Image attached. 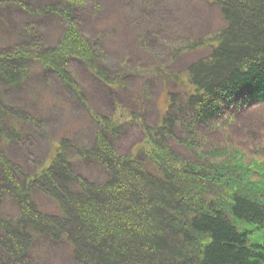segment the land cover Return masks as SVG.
<instances>
[{
	"label": "trees",
	"instance_id": "16d2710c",
	"mask_svg": "<svg viewBox=\"0 0 264 264\" xmlns=\"http://www.w3.org/2000/svg\"><path fill=\"white\" fill-rule=\"evenodd\" d=\"M22 1L1 2L0 18L12 16L17 8L32 13ZM61 1L68 7L34 12L67 23L57 46L47 48L31 25L24 30L29 35L17 42L4 43L1 37L0 92L28 89L32 62L63 76L73 95L84 96L69 70L73 62L110 84L106 67L101 68L99 41L87 39L74 16L73 7L85 0ZM206 1L219 5L226 25L214 41L204 39L186 48L209 47L212 52L189 67L183 100L173 94L169 112L146 130L151 151L140 146L130 155L119 153L112 136L120 135L124 126L102 119L92 148L56 142L54 154L28 174L7 157L3 146L21 144L25 125L40 122L0 98V264H35L31 254L38 237L69 245L76 264H264V164L253 161L252 168L246 153L235 148L227 154L226 146L208 153L204 161L207 151L191 143L202 127L211 128L223 117L236 122L235 108L264 104V0ZM13 47L17 49L6 51ZM178 99L182 103L173 114ZM185 109L188 116L181 122ZM185 123L187 137L177 140L198 155V164L171 148L177 125ZM74 151L102 168L104 180L77 175L70 158ZM36 194L47 197L55 212H45ZM8 198L18 211L2 217Z\"/></svg>",
	"mask_w": 264,
	"mask_h": 264
},
{
	"label": "rangeland",
	"instance_id": "374dc122",
	"mask_svg": "<svg viewBox=\"0 0 264 264\" xmlns=\"http://www.w3.org/2000/svg\"><path fill=\"white\" fill-rule=\"evenodd\" d=\"M15 1L0 0V3ZM23 1L25 5L28 3L33 14L17 8L12 16L1 20L0 42L1 37L5 38L4 43L27 37L29 32L24 30L31 25L37 29L42 27L40 37L44 38L47 48L57 46L67 23L52 15L35 16L34 12L52 5L68 7V4L61 0ZM79 6L73 7L74 16L86 38L99 41L101 68L102 65L106 67L110 84L91 77L80 62H73L69 70L76 75L78 88L84 92V96L75 93L76 96L69 91L63 76L54 78V71L32 62L34 78L28 89L23 93L1 90L3 103L8 107L25 108L40 122L25 125L21 144L13 142L3 146L7 157L28 174L34 173L40 162L44 163L54 154L56 142L68 140L76 149L92 148L102 119L124 126L120 135L112 136V145L119 153L130 155L140 146L151 151L146 130L163 120L169 112L168 101H172L173 94L183 100L189 67L209 58L212 52L209 47L193 52L186 48L204 39L214 41L226 25L219 5L206 0H85ZM16 23L20 28L15 27ZM181 100H177L171 113H178ZM235 109L229 112L235 115L236 122L223 117L211 128L202 127L200 136L196 141L191 139V143L207 151L204 161L208 153L226 146L227 154L235 148L246 153V163L252 168L253 161L264 164V104ZM186 116L188 112L181 116V122ZM180 124L174 132L177 137L170 140L171 148L182 159L198 164V155L177 140L187 137L186 123L184 127ZM70 158L77 175L97 183L104 180L105 171L97 164L81 159L75 151ZM36 195L38 205L45 212H55L47 197ZM1 208L2 217L14 216L18 211L12 198L6 199ZM72 254L73 249L66 243L56 245L38 237L31 261L35 264H75ZM5 259L10 262L7 255Z\"/></svg>",
	"mask_w": 264,
	"mask_h": 264
},
{
	"label": "bare ground",
	"instance_id": "6f19581e",
	"mask_svg": "<svg viewBox=\"0 0 264 264\" xmlns=\"http://www.w3.org/2000/svg\"><path fill=\"white\" fill-rule=\"evenodd\" d=\"M62 3H63V1H62ZM6 19V18H5ZM4 18H0V21L1 20H5ZM14 21V20H13ZM15 22V21H14ZM31 28V27H30ZM40 31L42 30V27H40V28H38ZM39 35H40V33H39ZM41 36V35H40ZM5 40V39H4ZM42 42H44V38L42 37ZM45 43V42H44ZM14 49H17V47H13L12 49H9V50H6V51H8V52H11V51H13ZM52 74H53V76H54V78L55 77H58V76H60V75H58L56 72H52ZM33 78H34V75H33ZM49 81V80H48ZM47 81V82H48ZM44 82V80H42L41 81V83H43ZM257 105H260V104H257ZM250 107H252V106H250ZM250 107H248V108H250ZM123 129H124V127H123ZM72 259L74 260V263L76 264V260L74 259V257H73V254H72Z\"/></svg>",
	"mask_w": 264,
	"mask_h": 264
}]
</instances>
